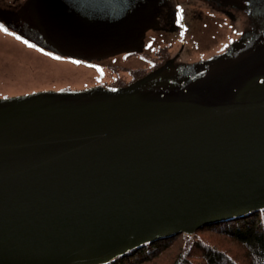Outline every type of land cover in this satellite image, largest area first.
<instances>
[{
  "label": "water",
  "instance_id": "obj_1",
  "mask_svg": "<svg viewBox=\"0 0 264 264\" xmlns=\"http://www.w3.org/2000/svg\"><path fill=\"white\" fill-rule=\"evenodd\" d=\"M247 26L126 85L0 96V264H106L264 208V0ZM171 0H21L0 21L86 61L141 51Z\"/></svg>",
  "mask_w": 264,
  "mask_h": 264
},
{
  "label": "rangeland",
  "instance_id": "obj_2",
  "mask_svg": "<svg viewBox=\"0 0 264 264\" xmlns=\"http://www.w3.org/2000/svg\"><path fill=\"white\" fill-rule=\"evenodd\" d=\"M191 9L202 15L191 14L190 24L187 28L186 41L183 48L176 42L174 52L181 49L179 56L182 59L196 60L204 57L208 52L217 50L223 42L228 43L247 25V16L243 13L240 21L233 25L224 15L214 13L211 10L195 8L196 3L189 0ZM194 11V10H193ZM192 11V12H193ZM232 24L233 26H230ZM169 28L170 26L167 25ZM150 37L155 36L154 44L175 43L178 38L176 32L169 33L151 32ZM225 43V44H226ZM172 53V54H173ZM212 53V52H211ZM116 57V56H115ZM137 57H117L102 60L100 66L95 62L86 63L70 59L55 58L47 53L28 45L24 40L16 38L7 31L0 30V96L16 95L24 92L47 88H73L79 89L99 83H119L114 75L118 70L116 65L135 63ZM129 75H126L128 78ZM201 236L210 243L228 250L241 262L242 248L236 242L229 240L214 231H203ZM187 236L181 234L180 238ZM176 246L171 247L157 257H151L145 264H171ZM241 255V256H240Z\"/></svg>",
  "mask_w": 264,
  "mask_h": 264
},
{
  "label": "trees",
  "instance_id": "obj_3",
  "mask_svg": "<svg viewBox=\"0 0 264 264\" xmlns=\"http://www.w3.org/2000/svg\"><path fill=\"white\" fill-rule=\"evenodd\" d=\"M203 231H214L236 242L242 248L244 262L204 239L200 234ZM180 236L175 234L146 242L106 264H145L144 261L163 254L171 245L176 246L171 264H264V208L206 224L185 238Z\"/></svg>",
  "mask_w": 264,
  "mask_h": 264
},
{
  "label": "flooded vegetation",
  "instance_id": "obj_4",
  "mask_svg": "<svg viewBox=\"0 0 264 264\" xmlns=\"http://www.w3.org/2000/svg\"><path fill=\"white\" fill-rule=\"evenodd\" d=\"M21 0H0V10H13L15 7L19 4ZM189 0H171L170 4L165 8L163 14L160 17V25L162 27V30L165 31V33L173 31L178 34L177 41L175 43L170 44H163V45H157L155 46L154 42L150 44L149 48H145L142 52H132L125 54L123 58H130V57H137L135 63H131V65L127 64H119L116 65L118 70L114 75V79L116 81L120 80L119 83L116 84H110L106 83L108 85H122L125 84L136 77H139L146 72L152 70L153 68L159 66L162 64L173 52L174 47L176 46V42H179L178 45L181 46L184 44L187 39L186 33L187 28L190 24L191 14H196L197 17L201 18L202 15L200 13H196L195 9H191L190 3H187ZM186 3V4H185ZM196 7L199 10L200 9H207L211 10L214 13H219L221 15H224L226 18H228L231 22L234 24H237L240 21V12L236 10H231L227 7H216L206 1L202 0H196ZM194 10V11H193ZM193 11V12H192ZM0 25L3 26V28L7 29V32H10L16 38H20L24 40L28 45H32L36 47L37 49L47 53L48 55H51L52 57H59L62 59H65V57L58 56L55 53H52L48 50L39 48L37 45L31 43L30 41L22 38L18 33L8 27H6L2 21H0ZM169 25L170 28L167 26ZM226 43V42H225ZM224 42L217 50L208 52L204 57H208L209 55L213 53H217L221 51L224 46L226 45ZM212 52V53H211ZM68 59V58H67ZM79 61V60H78ZM81 62V61H79ZM126 75H129L128 78H126Z\"/></svg>",
  "mask_w": 264,
  "mask_h": 264
},
{
  "label": "snow or ice",
  "instance_id": "obj_5",
  "mask_svg": "<svg viewBox=\"0 0 264 264\" xmlns=\"http://www.w3.org/2000/svg\"><path fill=\"white\" fill-rule=\"evenodd\" d=\"M0 30L7 31V29H6V28H3L2 25H0ZM30 46H31V45H30ZM57 59H59V57H57Z\"/></svg>",
  "mask_w": 264,
  "mask_h": 264
}]
</instances>
